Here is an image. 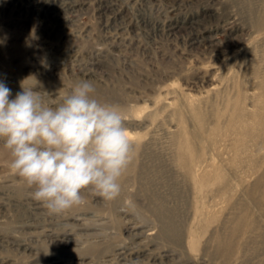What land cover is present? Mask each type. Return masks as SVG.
<instances>
[{"label": "rangeland", "instance_id": "1", "mask_svg": "<svg viewBox=\"0 0 264 264\" xmlns=\"http://www.w3.org/2000/svg\"><path fill=\"white\" fill-rule=\"evenodd\" d=\"M0 41L10 99L89 81L133 144L115 200L50 215L0 138V264H264V0H0Z\"/></svg>", "mask_w": 264, "mask_h": 264}, {"label": "clouds", "instance_id": "2", "mask_svg": "<svg viewBox=\"0 0 264 264\" xmlns=\"http://www.w3.org/2000/svg\"><path fill=\"white\" fill-rule=\"evenodd\" d=\"M29 78L35 83L23 81L11 99V88L0 81V138L12 156L11 173L35 186L32 199L50 215L83 204V189L115 200L133 158L121 111L93 98L95 88L86 80L48 105L40 82Z\"/></svg>", "mask_w": 264, "mask_h": 264}, {"label": "bare ground", "instance_id": "3", "mask_svg": "<svg viewBox=\"0 0 264 264\" xmlns=\"http://www.w3.org/2000/svg\"><path fill=\"white\" fill-rule=\"evenodd\" d=\"M192 43V42H191ZM262 82H263V80H262ZM262 85H264V84H262ZM263 93V92H262ZM260 97H261V95H260ZM263 97H264V95H263ZM262 98V97H261ZM258 99H259V97H258ZM263 100H264V98H263ZM263 103V102H262ZM262 106H264V104L262 105ZM261 105H260V107H262ZM239 108V107H238ZM238 110H240L239 112H241V109H237L236 110V112L238 111ZM235 112V114H237L238 115V113H236ZM242 113V112H241ZM241 113H240V115H241ZM259 113V112H258ZM258 113H256L257 115H258ZM200 114V113H199ZM197 115V116H200V115ZM243 114V113H242ZM252 114V113H251ZM253 114H255V113H253ZM239 116V115H238ZM201 117V116H200ZM200 117H197V118H200ZM235 118H236V115L234 116ZM241 118V117H240ZM263 118H264V116H263ZM256 119H257V116H256ZM262 119V118H261ZM237 120H238V118H237ZM243 120V118L241 119V121ZM260 120V119H259ZM258 120V121H259ZM239 121H240V119H239ZM244 122H245V119H244ZM244 122H242L243 124H244ZM260 123H262L261 121H259ZM256 123V122H255ZM260 123H257V124H260ZM245 124H247V123H245ZM253 124V123H252ZM262 126L264 125L263 123L261 124ZM240 126H241V124H240ZM252 126V125H251ZM254 127H255V125H253ZM261 126V127H262ZM264 127V126H263ZM243 128H244V126H243ZM246 128V127H245ZM247 129V128H246ZM240 131H242V128H240ZM246 131L247 130H245V136H246ZM260 131V130H259ZM244 133V132H243ZM251 134V133H250ZM251 136H253V135H251ZM255 136H257L256 135V133H255ZM180 137V136H179ZM254 137V136H253ZM184 138V137H183ZM185 139H186V137H185ZM191 140V139H190ZM189 139L188 140H181L180 141V145H179V147H180V149L182 150V153L181 154H179L180 155V157H182L183 159L188 155V162L192 159L193 160V158L194 157H197V156H195L194 154H192V153H189L188 154V152L186 153V151L185 152H183V150H186V148L187 147H189L188 145H187V142L189 143V141H190ZM137 141V140H136ZM260 143V142H259ZM177 148V147H176ZM190 148V147H189ZM187 151H188V149H187ZM192 151V150H191ZM178 152V151H177ZM198 155V154H197ZM197 160V159H196ZM195 160V161H196ZM199 160V159H198ZM197 160V161H198ZM201 161V160H200ZM199 161V162H200ZM187 162V163H188ZM191 163V162H190ZM197 163V162H196ZM198 164V163H197ZM219 167H220V165H219ZM221 169H222V167H220ZM219 168V169H220ZM218 169V170H219ZM223 170V169H222ZM221 170V171H222ZM220 172V171H219ZM220 174V173H219ZM219 174H217L218 175V177L220 176ZM222 175H223V173H222ZM221 175V176H222ZM215 176V175H214ZM197 177V176H196ZM195 177V178H196ZM213 179V178H212ZM194 180H196V179H194ZM121 181V178H120V180H119V182ZM197 185V184H196ZM198 186V185H197ZM198 188V187H197ZM164 215V214H163ZM195 215V214H194ZM173 226L171 223H169V222H166L165 223V225H164V232H166V233H168L169 232V234H171V233H175V229H173L171 226ZM170 237V236H169ZM218 238V237H217ZM217 240V242H216V244L218 245V246H220V245H222V244H224V240H222L221 238H218V239H216Z\"/></svg>", "mask_w": 264, "mask_h": 264}]
</instances>
